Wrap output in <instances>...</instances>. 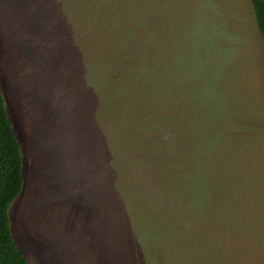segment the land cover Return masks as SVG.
<instances>
[{
	"label": "rangeland",
	"instance_id": "374dc122",
	"mask_svg": "<svg viewBox=\"0 0 264 264\" xmlns=\"http://www.w3.org/2000/svg\"><path fill=\"white\" fill-rule=\"evenodd\" d=\"M28 264H264V40L250 0H0Z\"/></svg>",
	"mask_w": 264,
	"mask_h": 264
},
{
	"label": "trees",
	"instance_id": "16d2710c",
	"mask_svg": "<svg viewBox=\"0 0 264 264\" xmlns=\"http://www.w3.org/2000/svg\"><path fill=\"white\" fill-rule=\"evenodd\" d=\"M264 40V0H250ZM24 185L23 155L0 84V264H28L15 241L9 209Z\"/></svg>",
	"mask_w": 264,
	"mask_h": 264
}]
</instances>
